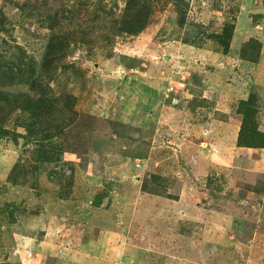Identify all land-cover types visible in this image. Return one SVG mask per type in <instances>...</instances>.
I'll use <instances>...</instances> for the list:
<instances>
[{
	"label": "rangeland",
	"instance_id": "374dc122",
	"mask_svg": "<svg viewBox=\"0 0 264 264\" xmlns=\"http://www.w3.org/2000/svg\"><path fill=\"white\" fill-rule=\"evenodd\" d=\"M262 133L264 0H0V264H264Z\"/></svg>",
	"mask_w": 264,
	"mask_h": 264
},
{
	"label": "trees",
	"instance_id": "16d2710c",
	"mask_svg": "<svg viewBox=\"0 0 264 264\" xmlns=\"http://www.w3.org/2000/svg\"><path fill=\"white\" fill-rule=\"evenodd\" d=\"M172 1H174V2H176V1H179V0H172ZM184 21H185V17H184V13H182L178 18H177V20H175L174 21V24H175V26L176 27H181L183 24H184ZM135 29V28H134ZM133 29V30H134ZM225 30L224 31H226V33H224V35H225V37H226V40H229V38H230V35H231V33H232V26H227L226 28H224ZM137 30V28L134 30V32ZM129 31V30H128ZM133 32V31H132ZM222 35V34H221ZM221 35H219V36H217V43L220 45V46H222V50L225 52L226 51V49H227V46H228V41L226 42V40H224V37L223 36H221ZM251 43H253V41H250ZM252 100H253V98H248L246 101H244V102H241V104L242 105H244L245 106V108L247 109V111H250L251 112V110H253V109H251L250 108V104L252 103ZM246 111V112H247ZM248 114H249V112H248ZM250 115V114H249ZM248 115V116H249ZM245 123L242 121V123H241V126H240V129H239V131H238V135H237V142L239 143H241V141H243V136L245 135V133H244V131H246L245 130V125H244ZM6 131L5 132H3V135H6ZM251 134V133H250ZM253 135V134H252ZM254 137L258 140V142L259 143H255V142H244V146H249V147H258V148H264V142H261L262 141V138L264 139V133H262V134H256V135H254ZM261 139V140H260ZM250 140H251V138H250Z\"/></svg>",
	"mask_w": 264,
	"mask_h": 264
}]
</instances>
